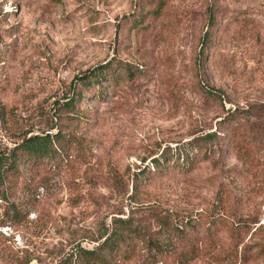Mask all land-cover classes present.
<instances>
[{
	"label": "rangeland",
	"instance_id": "obj_1",
	"mask_svg": "<svg viewBox=\"0 0 264 264\" xmlns=\"http://www.w3.org/2000/svg\"><path fill=\"white\" fill-rule=\"evenodd\" d=\"M103 65L116 81L79 96ZM263 105L264 0H0L3 170L24 138L71 136L68 156L0 172V264H264ZM203 133L222 137L215 164L152 175ZM157 215L198 226L176 237ZM128 221L147 239L102 252Z\"/></svg>",
	"mask_w": 264,
	"mask_h": 264
},
{
	"label": "trees",
	"instance_id": "obj_2",
	"mask_svg": "<svg viewBox=\"0 0 264 264\" xmlns=\"http://www.w3.org/2000/svg\"><path fill=\"white\" fill-rule=\"evenodd\" d=\"M144 20V18H142ZM207 37V36H206ZM119 64V63H117ZM121 70L125 69L124 67H119ZM108 67L106 65L97 67L94 71L88 72L82 78H79L81 84V92H79V96L82 94L92 91L93 95L100 100L104 95L103 90V82L109 75L113 82L116 81V74L112 71L111 74L107 71ZM115 71V70H114ZM73 101H67L64 106H61L60 109L65 110L66 112L73 111ZM264 112V105L262 107H251V110L254 112ZM239 110L236 108L234 111H227L225 117L222 119L221 129L225 131V136L227 137V143H230L231 138H234V132L236 128H234V123L239 121L240 114L243 112H238ZM251 111V112H252ZM248 123L247 120L240 123L236 127L245 126ZM263 133H264V124H263ZM70 135H63L61 131L56 132L55 134L42 133L41 136L34 135L28 138H24L22 142L17 145L12 153L10 154V165L8 168L3 170V160L0 158V172L4 175L11 171V173H19V167L21 164L30 165V167H42L46 163L54 161L56 157L68 156L67 153L70 151ZM221 136L217 133H203L198 137L192 138L190 141L186 143V147L189 151H183L172 148H166L164 153L161 155V159L152 160L154 174L152 175H161L164 172L161 170L162 163L168 169L171 170H179L183 172L192 171L196 165V163L201 161L212 162L215 164L216 158L222 156V144L220 143ZM151 174L150 171L146 172V174ZM150 177V176H149ZM152 208H157L152 206ZM154 223L157 227L163 228L164 230L170 232L173 236L176 237H187L194 232V228L198 226L195 221L192 219H188L185 217H176L173 220L169 217H164L157 215L154 217ZM206 224H203V227L199 225L200 230H205L206 233H209L212 227L207 225V228H204ZM199 229V228H198ZM148 233L145 228H140L138 224H134L132 221H128L124 224V226L120 227L116 230L115 234H113L110 238H108L104 243L102 252H110L119 250L125 246L128 237H132L135 239L145 240L147 239ZM149 241V240H148ZM147 243H151L154 245L156 249L162 248L160 244L155 241H149ZM261 251L264 253V243L261 245H257ZM88 253L90 260L92 262H101L102 258L96 254V252H86ZM171 254V252H170Z\"/></svg>",
	"mask_w": 264,
	"mask_h": 264
}]
</instances>
